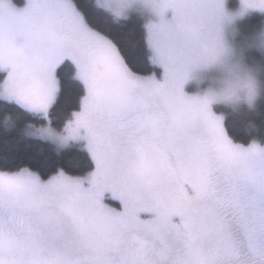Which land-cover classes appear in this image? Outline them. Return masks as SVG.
<instances>
[{
	"label": "snow or ice",
	"instance_id": "obj_1",
	"mask_svg": "<svg viewBox=\"0 0 264 264\" xmlns=\"http://www.w3.org/2000/svg\"><path fill=\"white\" fill-rule=\"evenodd\" d=\"M253 10L0 0V264H264V144L185 92L202 45Z\"/></svg>",
	"mask_w": 264,
	"mask_h": 264
},
{
	"label": "clouds",
	"instance_id": "obj_2",
	"mask_svg": "<svg viewBox=\"0 0 264 264\" xmlns=\"http://www.w3.org/2000/svg\"><path fill=\"white\" fill-rule=\"evenodd\" d=\"M249 14L223 22L219 37L202 45L185 83L195 89L193 96L211 108L226 109L219 113L224 119L243 110L255 112L264 100V61L249 56L252 51L264 56V24L251 35L242 33L240 24ZM225 25L230 27L228 35ZM247 127L255 128L254 121L249 120Z\"/></svg>",
	"mask_w": 264,
	"mask_h": 264
},
{
	"label": "trees",
	"instance_id": "obj_3",
	"mask_svg": "<svg viewBox=\"0 0 264 264\" xmlns=\"http://www.w3.org/2000/svg\"><path fill=\"white\" fill-rule=\"evenodd\" d=\"M264 24V14L258 12H252L250 15L244 19L240 27L245 35H251L255 33L259 27ZM255 60L264 61V56L261 54H256ZM161 71V70H160ZM219 113L227 111L223 107L219 108ZM251 120L255 123V128L247 127V122ZM224 126L228 135L235 141L243 144H248L251 140L255 139L261 144H264V100H262L255 112H247L243 110L240 115L229 114L227 119L223 121ZM33 155L42 156L46 153H50L51 148L42 142H34L31 145ZM70 167H74L72 156H62L61 157ZM119 207V204L115 201H108Z\"/></svg>",
	"mask_w": 264,
	"mask_h": 264
},
{
	"label": "rangeland",
	"instance_id": "obj_4",
	"mask_svg": "<svg viewBox=\"0 0 264 264\" xmlns=\"http://www.w3.org/2000/svg\"><path fill=\"white\" fill-rule=\"evenodd\" d=\"M252 12H258V13L264 14V13H262V12H260V11H256V10L251 11L250 14H251ZM250 14H249V15H250ZM240 28H241V27H240ZM241 30H242V29H241ZM229 32H230V27H229L228 25H225V34L228 35ZM242 33H243V31H242ZM256 54H261V53L258 52V51H252V52L249 53V56H250V58L255 59ZM161 71H162V69H161ZM185 92H186L187 94H189V95H192V94H194L195 89H194L190 84H187V85H185ZM220 107H221V106H213L212 109H213V111H214L215 113L219 114V111H218V110H219ZM107 202H108V201H107ZM115 202H116V201H115ZM117 203H118V202H117Z\"/></svg>",
	"mask_w": 264,
	"mask_h": 264
}]
</instances>
